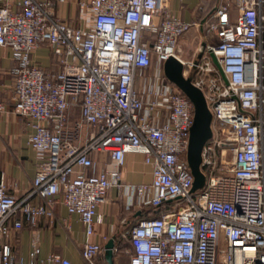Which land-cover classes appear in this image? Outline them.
Masks as SVG:
<instances>
[{"label":"built area","instance_id":"1","mask_svg":"<svg viewBox=\"0 0 264 264\" xmlns=\"http://www.w3.org/2000/svg\"><path fill=\"white\" fill-rule=\"evenodd\" d=\"M80 5L92 27L58 18L54 0H1L0 46L16 60L13 108L31 120L29 143L41 163L22 199L0 172V264H77L56 254L40 259L38 247L17 260L5 242L23 219H53L58 198L85 226L81 256L96 264L104 248L89 238L114 187L127 190L129 210L150 213L122 234L127 264H264V0H219L204 23L217 42L206 43L200 59H180L213 116L202 152L206 182L194 192L187 160L194 106L163 69L194 24L168 0ZM42 45L57 58L56 72L32 58ZM96 152L108 157L102 172ZM129 154L143 157L151 182L125 181Z\"/></svg>","mask_w":264,"mask_h":264},{"label":"crops","instance_id":"2","mask_svg":"<svg viewBox=\"0 0 264 264\" xmlns=\"http://www.w3.org/2000/svg\"><path fill=\"white\" fill-rule=\"evenodd\" d=\"M54 1L58 18L75 27H92V13L80 5L82 0ZM218 3L219 0H168L176 15L194 24L178 41L179 59L185 62L198 59L206 44L207 29L204 23L213 18ZM32 58L48 72H56L59 69V62L48 45L38 48ZM15 66L13 51L9 47L0 46V101L5 105V111L0 112V172L5 175L9 192L17 199H22L31 190L41 162L29 143L33 133L31 120L17 114L13 108L12 71ZM75 115L79 116V110H76ZM93 156L97 161L98 172H102L108 157L97 152ZM127 163L129 169L124 174L125 181L151 182V168L143 163L141 155L129 154ZM127 203V190L114 187L109 190L106 203L98 208V212L104 216V223L97 226L96 233L89 240L102 245L105 254L102 253L100 262L96 264H109L105 247L112 239L114 247L118 246L120 251L124 242L128 243L129 248L130 243L122 234L147 215L139 205L129 210ZM22 221L23 228L13 231L10 237L5 239V242L12 246L17 260H29L33 248L38 247L41 250L40 259L56 254L77 264H88L81 256L83 244L88 240L85 226L77 215L68 213L61 198H58L56 203L53 219L40 218L35 224L24 219ZM117 256L114 255V263Z\"/></svg>","mask_w":264,"mask_h":264},{"label":"water","instance_id":"3","mask_svg":"<svg viewBox=\"0 0 264 264\" xmlns=\"http://www.w3.org/2000/svg\"><path fill=\"white\" fill-rule=\"evenodd\" d=\"M202 54L198 55L200 59ZM211 57L222 72L216 56L211 53ZM164 75L172 84H174L184 95L188 97L194 106V119L190 128L189 145L187 151V160L194 177L193 189L196 191L202 189L206 182V177L201 171L202 152L205 144L212 137L213 116L208 107L203 91L196 87L191 77L184 75V64L175 57H169L163 66ZM114 239L106 244V259L109 264L114 263Z\"/></svg>","mask_w":264,"mask_h":264},{"label":"rangeland","instance_id":"4","mask_svg":"<svg viewBox=\"0 0 264 264\" xmlns=\"http://www.w3.org/2000/svg\"><path fill=\"white\" fill-rule=\"evenodd\" d=\"M205 35H206L205 36L206 43L214 44L215 42H217V40L214 37L208 36L207 32L205 33ZM127 248H128V243L127 242H124V243L121 244V251H120L119 255L116 257V259H115V264H125V263H127V261H128V256H127V253H126ZM104 254H105V250H104ZM101 256H103L102 253L99 256L96 257L95 263L100 262Z\"/></svg>","mask_w":264,"mask_h":264},{"label":"trees","instance_id":"5","mask_svg":"<svg viewBox=\"0 0 264 264\" xmlns=\"http://www.w3.org/2000/svg\"><path fill=\"white\" fill-rule=\"evenodd\" d=\"M147 215H150V213H147ZM147 215H146V216H147ZM118 255H119V254H118Z\"/></svg>","mask_w":264,"mask_h":264}]
</instances>
